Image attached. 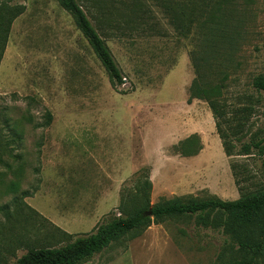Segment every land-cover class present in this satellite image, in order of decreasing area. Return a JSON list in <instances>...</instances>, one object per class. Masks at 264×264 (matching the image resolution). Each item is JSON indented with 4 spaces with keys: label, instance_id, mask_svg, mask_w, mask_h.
Returning a JSON list of instances; mask_svg holds the SVG:
<instances>
[{
    "label": "rangeland",
    "instance_id": "obj_1",
    "mask_svg": "<svg viewBox=\"0 0 264 264\" xmlns=\"http://www.w3.org/2000/svg\"><path fill=\"white\" fill-rule=\"evenodd\" d=\"M77 2L126 87L111 86L57 0H0V9L25 8L4 49L0 39V264L93 233L123 215V202L132 210L146 199L152 206L189 197L237 201L264 186L260 157L238 155L243 143L264 137V91L253 86L264 76V0ZM167 11L189 27L186 34ZM195 81L221 88L239 131L238 139L227 132L234 156L225 153L208 102L192 97ZM194 134L202 150L185 156L178 147ZM229 242L195 217L172 218L85 264H217Z\"/></svg>",
    "mask_w": 264,
    "mask_h": 264
},
{
    "label": "trees",
    "instance_id": "obj_2",
    "mask_svg": "<svg viewBox=\"0 0 264 264\" xmlns=\"http://www.w3.org/2000/svg\"><path fill=\"white\" fill-rule=\"evenodd\" d=\"M57 1L72 16L77 29L88 41L106 70L111 86L116 88L122 85L124 79L122 70L106 40L93 26L82 6L77 0ZM24 10V6L0 9V33H5V35L0 36V39L4 40L3 49L6 46L11 24ZM167 14L181 35L189 31V27L182 23L183 20L180 21L177 18V14L169 11ZM210 16L211 22L215 15L210 14ZM194 20L195 13L194 10H191L190 22ZM253 86L257 91H264V76L256 77ZM191 92L192 97L205 99L208 102L216 120V127L223 142L225 153L229 157L234 156L232 143L227 132L231 129L232 134L238 139L239 131L237 126L232 127V121L227 116L226 106L222 104L221 100V88L218 86L201 88L199 81H195ZM226 125L228 126L227 129ZM198 138V135L194 134L180 144L178 148L183 155L195 156L200 153L202 144L201 141L199 143ZM239 152L238 155L242 156L254 154L260 157L264 170V137L259 139L252 137L249 143L242 144ZM7 168L11 169V165H8ZM236 174L234 172L235 177ZM236 183L238 186L240 185V181L237 179ZM146 186L148 190L151 188L150 183ZM27 207L30 208L29 210L38 213L29 205ZM120 208L123 210L122 216L115 214L109 216L108 220L99 224L93 233L79 236L73 242L58 248H31L15 264H85L95 255L132 232L143 231L154 222L186 217H195L199 226L222 230L230 239L225 250L220 253L217 264H264V186L255 192L242 196L237 201H225L217 197L208 199L189 197L176 198L152 206L150 201L146 199L142 206L132 210L127 209L125 202ZM229 251L231 257H227L226 252L229 253Z\"/></svg>",
    "mask_w": 264,
    "mask_h": 264
},
{
    "label": "crops",
    "instance_id": "obj_3",
    "mask_svg": "<svg viewBox=\"0 0 264 264\" xmlns=\"http://www.w3.org/2000/svg\"><path fill=\"white\" fill-rule=\"evenodd\" d=\"M58 166V163L56 162V167ZM57 183H55L54 185H56ZM49 195H51V197H53L52 196V194L51 193H49ZM38 212V211H37ZM53 214H56V213H53ZM54 217V216H53ZM56 226H58L59 228H61V229H63L64 227L61 225V224H59L58 222H56L53 218H51L50 219ZM66 228H64L63 230H65ZM69 232V231H68Z\"/></svg>",
    "mask_w": 264,
    "mask_h": 264
},
{
    "label": "built area",
    "instance_id": "obj_4",
    "mask_svg": "<svg viewBox=\"0 0 264 264\" xmlns=\"http://www.w3.org/2000/svg\"><path fill=\"white\" fill-rule=\"evenodd\" d=\"M124 81H123V84H122V86L123 87H126L127 85H128V81H127V79H123Z\"/></svg>",
    "mask_w": 264,
    "mask_h": 264
},
{
    "label": "water",
    "instance_id": "obj_5",
    "mask_svg": "<svg viewBox=\"0 0 264 264\" xmlns=\"http://www.w3.org/2000/svg\"><path fill=\"white\" fill-rule=\"evenodd\" d=\"M149 215H151V212H149Z\"/></svg>",
    "mask_w": 264,
    "mask_h": 264
}]
</instances>
